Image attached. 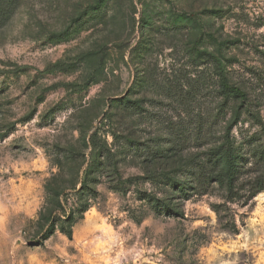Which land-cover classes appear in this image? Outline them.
<instances>
[{
  "label": "rangeland",
  "instance_id": "1",
  "mask_svg": "<svg viewBox=\"0 0 264 264\" xmlns=\"http://www.w3.org/2000/svg\"><path fill=\"white\" fill-rule=\"evenodd\" d=\"M0 264H264V0H0Z\"/></svg>",
  "mask_w": 264,
  "mask_h": 264
},
{
  "label": "trees",
  "instance_id": "2",
  "mask_svg": "<svg viewBox=\"0 0 264 264\" xmlns=\"http://www.w3.org/2000/svg\"><path fill=\"white\" fill-rule=\"evenodd\" d=\"M197 51L198 55L205 57L209 63L213 64L217 73V86L219 88L220 95L223 98V105L227 106L230 102L247 101V93L241 87L232 83L228 77V73L225 65L223 64L219 52L216 54L213 51ZM232 123L226 121V127L221 137V142L219 146L215 147L211 153V159L209 165L212 168L218 170V174L214 177L213 183H217L224 188L227 194H232L235 184L237 182L238 166L236 165L237 156L233 146V139L230 137V128L235 125L236 121L233 118ZM86 210L83 208L82 213ZM70 223V222H69ZM70 225V224H69ZM70 226L66 230L68 237L70 236Z\"/></svg>",
  "mask_w": 264,
  "mask_h": 264
}]
</instances>
